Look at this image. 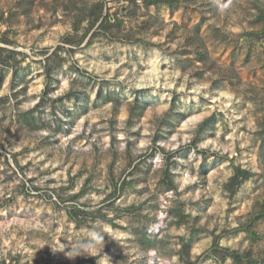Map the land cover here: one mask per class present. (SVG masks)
Masks as SVG:
<instances>
[{"label":"rangeland","instance_id":"374dc122","mask_svg":"<svg viewBox=\"0 0 264 264\" xmlns=\"http://www.w3.org/2000/svg\"><path fill=\"white\" fill-rule=\"evenodd\" d=\"M0 264H264V0H0Z\"/></svg>","mask_w":264,"mask_h":264}]
</instances>
